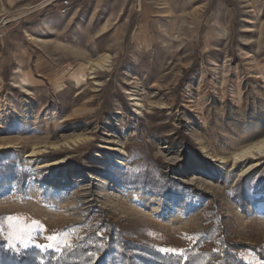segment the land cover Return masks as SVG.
Masks as SVG:
<instances>
[{"label":"rangeland","instance_id":"1","mask_svg":"<svg viewBox=\"0 0 264 264\" xmlns=\"http://www.w3.org/2000/svg\"><path fill=\"white\" fill-rule=\"evenodd\" d=\"M67 1L0 0V239L28 249L16 237L39 221L38 243L75 228L74 243L103 234L101 212L187 249L216 204L256 250L234 252L264 264V156L234 160L264 138V0ZM151 169L185 192L118 183Z\"/></svg>","mask_w":264,"mask_h":264},{"label":"trees","instance_id":"2","mask_svg":"<svg viewBox=\"0 0 264 264\" xmlns=\"http://www.w3.org/2000/svg\"><path fill=\"white\" fill-rule=\"evenodd\" d=\"M118 176V183L121 185H142L174 194L185 192V188L174 183L175 181L169 178L162 179L156 169L138 172L120 170ZM248 183L246 177H243L232 187L230 196L239 204L249 195ZM208 212L211 213L208 217L211 224L199 235L200 239L187 248L190 249L188 253L190 258L183 264H209L216 257L218 259L215 264H246L234 249L245 247L256 252L254 246H239L240 244L228 239L227 229L216 204ZM99 218L104 229L103 234L89 231L79 241L74 242L76 248L59 253L42 252L35 247L28 249L17 247V250H13L4 247L5 241L0 239V264H181L180 258L162 254L150 245L126 237L119 226L101 212ZM205 242L214 243V247L205 248ZM217 248L224 253L223 256L213 251ZM259 257L264 259L260 252Z\"/></svg>","mask_w":264,"mask_h":264},{"label":"snow or ice","instance_id":"3","mask_svg":"<svg viewBox=\"0 0 264 264\" xmlns=\"http://www.w3.org/2000/svg\"><path fill=\"white\" fill-rule=\"evenodd\" d=\"M42 154L43 153H41V155ZM239 158L240 156L238 154L237 159ZM6 219L11 221L17 218L13 216H8L6 217ZM32 224H33L32 231L28 232L26 235H20L16 237L21 247L23 248L35 247V248L40 249L42 252L52 251L54 253H59L64 250L74 249L77 247V245L74 244L71 239V234L75 232V228H68L59 233H54L52 235L44 236V239L47 240L48 243L40 244L37 242L36 234L38 233L39 235H43L44 228L40 224L39 221H33ZM186 239L190 240L192 244L194 245L200 239V236L199 235H193V236L186 235ZM4 247L17 250L16 244H12V243L5 244ZM157 251L165 255H171V256L180 258L181 264H183V262L185 261H188L190 258L188 255L190 249L175 248V247H159L157 248ZM213 251L220 254L221 256L224 255V253L218 248L213 249ZM89 255H91V253H89ZM193 255H195V253H193Z\"/></svg>","mask_w":264,"mask_h":264},{"label":"bare ground","instance_id":"4","mask_svg":"<svg viewBox=\"0 0 264 264\" xmlns=\"http://www.w3.org/2000/svg\"><path fill=\"white\" fill-rule=\"evenodd\" d=\"M239 154L240 158L237 159V155ZM256 157V156H264V138L249 145L244 149L243 152L237 153L234 157V160H242L245 157Z\"/></svg>","mask_w":264,"mask_h":264},{"label":"built area","instance_id":"5","mask_svg":"<svg viewBox=\"0 0 264 264\" xmlns=\"http://www.w3.org/2000/svg\"><path fill=\"white\" fill-rule=\"evenodd\" d=\"M61 1V3L63 4V5H66L67 4V0H60ZM6 30H4L3 28H1L0 27V42H2V40H3V38H4V36L6 35Z\"/></svg>","mask_w":264,"mask_h":264}]
</instances>
